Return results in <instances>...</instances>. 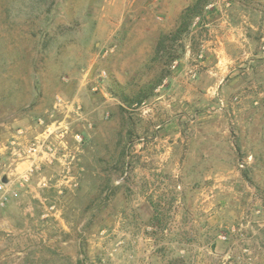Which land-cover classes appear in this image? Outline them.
Instances as JSON below:
<instances>
[{"label": "rangeland", "instance_id": "obj_1", "mask_svg": "<svg viewBox=\"0 0 264 264\" xmlns=\"http://www.w3.org/2000/svg\"><path fill=\"white\" fill-rule=\"evenodd\" d=\"M194 1L0 0V264H264V0L155 61Z\"/></svg>", "mask_w": 264, "mask_h": 264}, {"label": "built area", "instance_id": "obj_2", "mask_svg": "<svg viewBox=\"0 0 264 264\" xmlns=\"http://www.w3.org/2000/svg\"><path fill=\"white\" fill-rule=\"evenodd\" d=\"M44 121V119H40L39 123H44ZM63 130L62 127H56L54 124L47 125L39 135L35 136L33 139L23 141L24 130L19 129L13 140H10V145L12 146L13 153L19 158H28L34 162L39 156L51 157L55 155V146L52 141L55 137H61L65 134ZM76 137L79 140L82 139L80 134ZM4 186L5 183H0V189H3ZM5 195H3V198L7 197Z\"/></svg>", "mask_w": 264, "mask_h": 264}, {"label": "trees", "instance_id": "obj_3", "mask_svg": "<svg viewBox=\"0 0 264 264\" xmlns=\"http://www.w3.org/2000/svg\"><path fill=\"white\" fill-rule=\"evenodd\" d=\"M208 3V0H196L191 4L187 5L181 12L180 15V24L176 29L171 30L170 32L162 33L158 44L155 48L154 60L157 61L158 58L163 57V53H167L170 56V60L167 65L173 63V60H176L178 57L175 55V49L173 45L183 38V36L189 31L190 25L194 17L199 15L203 7ZM165 56V55H164ZM163 75L168 74V70Z\"/></svg>", "mask_w": 264, "mask_h": 264}, {"label": "water", "instance_id": "obj_4", "mask_svg": "<svg viewBox=\"0 0 264 264\" xmlns=\"http://www.w3.org/2000/svg\"><path fill=\"white\" fill-rule=\"evenodd\" d=\"M8 180H9V178H8V177H5V178H4V181H8Z\"/></svg>", "mask_w": 264, "mask_h": 264}]
</instances>
